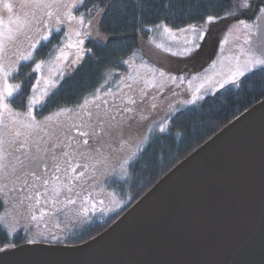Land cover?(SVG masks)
I'll list each match as a JSON object with an SVG mask.
<instances>
[{
	"label": "snow or ice",
	"instance_id": "6c2138e0",
	"mask_svg": "<svg viewBox=\"0 0 264 264\" xmlns=\"http://www.w3.org/2000/svg\"><path fill=\"white\" fill-rule=\"evenodd\" d=\"M80 6L87 8L85 0H22L19 4H14L11 0H0V9H2L8 15L7 25L3 19H0V181L11 180L13 176L17 180L23 177H35L39 179L43 185H48L49 180L44 179L41 175L40 167L45 165L47 167L48 159H51L54 163L55 171L57 173H64V180L67 181L64 184V188L69 193L73 192L75 187L72 184L73 180H80V177L85 176V173L89 167V161L95 160V163L91 164L93 171L98 170V165H103L108 160V156L102 151L106 146L111 148V142L122 140L120 149L124 148V144L132 143L137 135H140L142 140H147L148 133L151 132V128L147 129V132L140 133L139 126H134L127 122L129 119H135L134 117H128L123 123L112 124L111 121L115 120L116 117H110L105 120L95 111L97 100L101 98L94 96L92 101V107H89V103L86 100L83 105L80 106L81 112L77 113V118L80 119V123L73 122L67 126L64 133V138L61 139L58 135L59 130L64 129V125L57 124L53 120V116L46 117L47 124L37 122L35 116L32 115L33 106L40 103L41 97L36 95L37 87H32L33 95L28 98V110L27 116L21 119L22 114L12 109L11 101L14 94H17L21 90L19 83H9V77L18 70V66L21 62H28L34 60V53L41 42L49 41L53 31L60 32V25L67 23L71 28L72 32L76 36H81L80 29L85 24V16L81 13L79 16L73 13V9H78ZM19 9L18 14L13 17V13ZM89 12L91 10L89 9ZM103 12V9L97 10V16ZM227 16L234 17L237 23L233 25L232 31L239 33L236 36V40L242 39V44L239 46V53L233 54L230 62L228 71L222 74V78L216 83L221 88L225 84H233L238 86V80L244 77L247 73L253 72L259 69L264 72V38L253 41L250 39L255 32H259L264 28V0H234L230 5V10ZM244 17H247L244 18ZM226 17L207 15L205 17V23L211 24L220 19ZM93 20L95 17L92 18ZM249 20L252 22L250 23ZM91 20L89 24H91ZM155 28L162 30L163 33L168 34L172 39H175V32L172 28L168 27L167 24H156ZM151 30V29H149ZM181 33L193 34V39L185 40V44L189 45L182 51L184 55H191L192 52L199 49L200 43L196 42L203 41L205 38L206 30L203 25L197 26L195 24H189L186 28L178 29ZM86 34H91L86 33ZM67 35V34H66ZM224 44L228 43V40L223 41ZM83 44V40H78L76 44L69 42L66 46L68 48L78 47ZM157 47L163 48L161 44H157ZM165 51L170 49L165 48ZM62 55L58 56L57 59H67V56L63 55V49L60 50ZM86 51L81 49L77 53V60L82 58V53ZM173 55L177 53L173 52ZM40 61L35 63L33 72L41 70L42 64ZM129 63V61H125ZM215 67V65H213ZM155 72V69H151ZM165 73L160 72V76L163 77ZM128 79H133L128 77ZM180 83H183V77L179 78ZM177 81L176 77L172 78V83L175 84ZM208 82H211V78H208ZM37 85L40 83L37 80ZM49 81L45 80V91L42 96H47V88ZM55 87V84L51 85ZM156 85L152 83V87ZM126 87L129 90H134L132 84H127ZM203 88V84L198 87L191 100L186 103L194 104L201 98L196 93L200 92ZM122 92L123 89H120ZM117 96L119 93L106 92L105 95ZM122 102L127 104H135V99L129 97L127 101H124L123 96H120ZM107 103V101H103ZM153 109L156 105L151 106ZM65 110L54 113L53 115L57 118L63 114ZM125 112H132L131 108H125ZM5 114L8 116L6 122L4 117ZM147 117L141 115L140 120H146ZM95 121L93 123L92 121ZM54 126V127H53ZM167 122L159 125V132L163 133L167 131ZM75 132L76 136L72 133ZM49 138L48 147L44 148L40 143L35 142L37 140L43 141L44 136ZM55 136V140H53ZM80 137L77 139L76 137ZM35 142V150L33 151V144ZM59 149V151H57ZM70 149V151L65 150ZM135 155V153H133ZM21 157H27L29 160L30 167L24 165ZM83 161V162H82ZM129 163L128 159L123 160L121 164V174L126 175L127 169L125 165ZM19 164V167L17 165ZM77 169H81L78 175L73 176L72 173H76ZM103 176V172H101ZM61 177L57 176L56 180H60ZM24 183L28 181L25 179ZM83 184V181H81ZM15 185V181H13ZM8 187L7 183L3 184L0 188V192ZM33 187L35 184L33 183ZM46 194V193H44ZM38 190L26 193L23 197L12 198V211L0 215V227L6 229L9 234L16 232L18 229L23 228L26 231H31L33 228L37 230V235H41L39 229L41 227L48 228L49 224L46 222L45 217L49 215H55L52 209L56 208L58 203L57 199L53 198L45 202V206H41L40 197L44 195ZM60 196V189H54V197ZM76 197H80V192H75ZM91 196V193H89ZM68 204H75L76 200L71 196L65 197ZM84 203H89L87 197L83 198ZM103 204V200L99 201ZM7 203V201H5ZM50 203L51 207L47 205ZM91 208L95 209V204L91 205ZM82 212L87 214L89 209L82 206ZM103 211V209H101ZM55 227L60 228V224L57 223ZM62 230V229H61ZM30 242H36L32 240ZM14 245L9 244L8 247ZM0 251H4V248H0Z\"/></svg>",
	"mask_w": 264,
	"mask_h": 264
},
{
	"label": "water",
	"instance_id": "95a60500",
	"mask_svg": "<svg viewBox=\"0 0 264 264\" xmlns=\"http://www.w3.org/2000/svg\"><path fill=\"white\" fill-rule=\"evenodd\" d=\"M250 38L253 41L264 38V28ZM258 150L264 151V99L183 159L98 236L76 246L26 244L7 249L0 251V264H166L165 258L176 253L179 255H176L171 264H210L211 262L204 260L203 250L199 249L203 239L205 242L212 241L216 250L213 253L214 260L221 262L225 245L231 244L232 239H237L235 230L238 229L237 234L243 236L246 232L252 243L259 241V245L243 258L236 260L237 262L227 264H264V243L254 235L264 226V210L257 215L256 205L264 203V158H257L258 154L254 153ZM259 166L263 167L261 173L257 170ZM255 170L259 173L258 176L255 174L256 179L255 175L251 177L252 174L248 173H255ZM240 172L244 176L232 180V174L238 177ZM199 177L202 179L200 185L208 195L203 200L193 192L191 197L186 196L188 203L194 202L199 207L203 205L202 201L204 203L216 200L214 208L220 207L221 202L226 207H233L231 210L227 208L230 219L234 221L229 222L231 230L234 229V233L231 232L234 237L226 239V236H220L226 232L228 224L224 214L218 218L224 220L225 225L220 226L222 230L218 229L215 237L208 233L199 235L195 230L166 233L163 232L166 227L150 225L160 203L169 202L171 199L178 203L179 197H182V204H185V195L177 191L185 184L190 187L188 190H194V180ZM250 178L253 180L247 181ZM230 180V190L224 193L226 182ZM246 192L248 199H244L242 194ZM199 217L204 222L208 217L214 218L211 212L201 213ZM247 226L250 227L249 231L245 228ZM155 228H159L158 231ZM185 235L190 242L185 245L187 250H182L180 244H183Z\"/></svg>",
	"mask_w": 264,
	"mask_h": 264
},
{
	"label": "trees",
	"instance_id": "16d2710c",
	"mask_svg": "<svg viewBox=\"0 0 264 264\" xmlns=\"http://www.w3.org/2000/svg\"><path fill=\"white\" fill-rule=\"evenodd\" d=\"M232 1L85 0V10L103 9L98 17V28L107 38L86 41L88 52L82 63L59 84L42 111L76 104L99 86L108 73L122 67L124 61L136 52L139 34L146 37L147 28L167 24L178 30L201 23L207 15L222 17L230 10ZM51 43L52 48L60 43V35L54 36ZM263 99L264 72L257 69L242 77L238 86H227L170 115L167 131L148 135L146 145L128 166L126 183L114 185L124 203L121 210L104 225L92 226L89 232L86 229L78 231L74 239L55 245H78L97 236L172 168ZM18 237L10 240L0 227V248L7 250L26 243L19 241ZM9 244L14 246L8 247Z\"/></svg>",
	"mask_w": 264,
	"mask_h": 264
},
{
	"label": "rangeland",
	"instance_id": "374dc122",
	"mask_svg": "<svg viewBox=\"0 0 264 264\" xmlns=\"http://www.w3.org/2000/svg\"><path fill=\"white\" fill-rule=\"evenodd\" d=\"M11 2L14 4H19L22 2V0H11ZM233 2L234 0L232 3ZM18 12L19 9L13 13V17H15ZM73 13L77 16L83 13L85 16V24L80 29L81 36H76L67 23L60 25V32H56L54 30L49 38V41L41 42V44L37 47L36 52L33 54L34 60L21 62V64L18 66V70L13 73L11 77H9V83H19L23 86L21 87L19 93L14 94L10 105L14 111L20 112L22 114L21 119H24L27 116L28 98L33 95L32 87L34 85L37 87L36 95L41 97L40 103L33 106L32 115L35 116L36 121L48 123L45 118L53 116V120L56 123L61 121L63 124L68 123V121H72L69 119H71L73 114L75 115L81 112L80 106L83 105L86 100L90 102L93 101L94 96L101 97V92L108 86L112 85L120 87L123 89V91H130L129 88L126 87L127 84H132V88L135 89H137L139 86L140 89L147 88L149 99L154 101V98L167 90L170 85L180 86V77H183L185 83V80H187V85L185 86V89L183 88V96L181 98L174 99L175 102L173 104L167 103L166 100H162V107L159 116L161 124L167 122L169 116L176 111L184 107L192 106L199 102L203 97L212 95L227 86H234L233 84H225V86L221 88L219 84L216 83V81L222 78V74L228 71L229 62L233 54L239 53V46L242 44V39L239 41L236 40V36H238L239 33L232 31L230 34V30H232L233 25L237 23L236 18L229 17L226 14L222 16L226 17L225 19H220L214 23L206 24L204 20L201 23L196 24L197 26L203 25L207 34L205 35L203 41H199L197 39L196 42L200 43V47L199 49L192 52L191 55H184L182 51L185 47L189 46L185 44V40L193 39V34L191 32L181 33L178 30L173 29L176 38L172 39L168 34L163 33L162 30L156 29L155 26L147 28L146 37H143L141 34H139L137 50L126 60L129 61V63H125L124 61L122 67H119L115 71L108 73L103 82L99 86L93 88L91 92L86 94V96L81 99L82 101L80 100L76 104L69 106H60L47 109V111L44 112L42 111V107L45 105L51 94L57 89L59 84L63 80L69 78L82 63L84 56L88 52L85 47L86 41L91 39L102 41L107 38L98 28L99 16H97V10H91V12H89V10H85L83 6H80L78 9H73ZM93 17H95L94 20L92 19ZM0 19H3L5 25H7L8 15L2 9H0ZM90 20L92 21L91 24H89ZM249 22L251 23L252 21L249 20ZM89 32L91 34H86ZM56 35H60V43L52 48L51 41ZM81 39L83 40V44L79 45L78 47L68 48L66 46L69 42L75 45L76 42ZM225 39L228 40L227 44L223 43ZM157 44H161L164 47H157ZM165 48L170 50L165 51ZM61 49H63V55L67 56L66 60L57 59L58 56L62 55L60 51ZM81 49H85L86 51L82 53V58L77 60L76 63H73V60H76L77 53ZM39 50L41 53H39ZM173 52L177 54L173 55ZM40 61L44 62L42 64L41 70L38 72H33L35 63ZM213 65H215V67H213ZM151 69H155V72L151 71ZM191 71H193L191 74L192 76H187V73L189 74ZM160 72L165 73V75L161 77ZM250 73H247L246 75ZM128 77H132L133 79H128ZM173 77L177 78L175 84L172 83ZM208 78H211V82H208ZM241 78H239L238 82ZM37 80L40 81L38 85L36 83ZM45 80L50 82L47 88L48 95L42 96V93L45 91ZM152 83H154L156 86L152 87ZM52 84H55V87H52ZM201 84H203V88L200 89L199 93H196L197 95H200L201 98L194 104L186 103V101L192 99L195 90L200 87ZM20 101L22 102L21 105ZM15 103L20 105L18 106L19 108L15 105ZM37 109H39V112H36ZM62 110L65 111L58 118L53 115L54 113L61 112ZM39 115H45V117L43 118ZM5 116L6 117L4 119L7 122L8 116L7 114H5ZM157 124L158 123L151 122L148 125L151 128V132L148 133L149 136L152 135V133H157L159 131V124ZM148 135L146 141L141 140L135 147L133 152L135 155L131 153L129 163L125 165V168L127 169L126 175H122L121 169H119L118 173L116 174V179H121L122 181L127 180V166L130 165V163L144 148L148 141ZM119 182L121 183L120 180ZM50 187L51 186L48 187L50 190L45 191L46 194L43 197L44 200H42V203H44L45 206L46 201L50 202V200L53 198L57 199L58 203L56 208L52 209V211L55 212V215H49L51 216L50 222L48 219H46L48 216L45 217L46 222L49 224V228L47 229L45 227H41L39 229L41 235H37V230L34 228L29 231L31 233L29 236H32L33 238H29L27 241L28 243H26L28 245L46 244L53 246L54 243L52 241L68 238L70 235L75 233V229L77 228V221H75L77 218H75V213L72 212L73 210L71 209H73L75 206L79 208H82V206L84 207L82 203L79 204L80 200L82 201L83 198H75V194L72 192L69 193L67 189L64 188V186H55L53 189ZM56 188L60 189L59 197H54V189ZM96 192L97 191H93V193H90L93 195ZM107 194L110 195L111 201L119 203L120 205V201L117 199L118 195L113 189H109ZM67 196H71L73 199H75L76 203L68 204L66 207L65 205L67 201L65 197ZM92 204L95 203L92 202L91 204H86L89 210H93L91 208ZM47 206L51 207L50 203ZM96 207H101V205L95 204V208ZM82 214L85 215L84 213ZM57 223L60 224V228L55 227ZM6 233L11 240L14 235L12 233L9 234L8 231ZM73 237L74 236H71L69 239H74ZM32 240H35L36 242H30Z\"/></svg>",
	"mask_w": 264,
	"mask_h": 264
},
{
	"label": "flooded vegetation",
	"instance_id": "af4514ba",
	"mask_svg": "<svg viewBox=\"0 0 264 264\" xmlns=\"http://www.w3.org/2000/svg\"><path fill=\"white\" fill-rule=\"evenodd\" d=\"M245 18L247 19V17ZM191 74L192 72L189 74L187 73V76H192ZM185 81L186 83L183 82L181 83L180 86L170 85V87L167 90L157 95L154 98V101H151L149 99V93L147 91V88L145 87H144L145 89H140V86H139L137 89L133 88L135 90L121 92L120 87H116L114 85L108 86L101 92L102 93L100 97L101 99L96 101V104L99 105V107H96L95 111L99 113V115L103 117L105 120H108L110 117H116L115 120L111 121L112 124L114 125L117 123H123L128 117H134L135 119H129L127 120V122L130 124H133L134 126H139L140 133H145L147 132V129L149 127L148 125L151 122L158 123L160 125L161 120L159 116H160V111L162 107V100H166L167 103L173 104L175 102L174 99H179L183 96V88L185 89V86L187 85V80ZM21 87L23 86L21 85ZM106 92L119 93V95L117 96H113L111 94L105 95ZM120 96H123L124 101H127V99L131 97L135 99L136 103L135 104L124 103L121 101ZM105 100L107 101V103H103V101ZM91 102L92 101L88 102L90 103L89 107L93 106ZM153 104L156 105L155 109L151 107ZM125 108H131L132 112H125L124 111ZM36 112H39V109H37ZM141 115L146 116L147 119L140 120ZM39 116H42V115H39ZM42 117L44 118L45 115H43ZM37 120H38V117H37ZM69 120H72V121H68V123H71V122L72 123L75 122L77 124L80 123V119L77 118V114L75 115L73 114V116ZM92 122L95 123L94 120ZM68 123L63 124L61 121H58L57 123V124L64 125V129L58 131V135L60 136L61 139L64 138V133L67 129V126L72 124V123L71 124H68ZM72 135L76 136V133L73 132ZM41 136H44V134L41 133ZM76 138L80 139V137L78 136ZM52 139L55 140V136H53ZM48 140L49 138L47 136H44L43 141L37 140L35 142H38L41 144L42 147L47 148L48 143L46 142H48ZM141 140H142L141 136L137 135L136 139L132 143L124 144L123 149H120V144L123 142L122 140L111 142V148H108L106 146L104 149H102V151L108 156V160L105 162V164L98 165L97 166L98 170L93 171L91 164L95 163V160L89 161L88 162L89 167L85 173V176L80 177L79 181L77 180L72 181V184L75 185L74 191L72 192L73 194H75V192H80L81 193L80 197L82 198L87 197L89 199L88 204H91L92 202H94L97 205L98 204L101 205V207H96L94 210H89L87 214L85 215L82 214L83 213L81 211L82 208L75 206L73 209H71L73 210L72 212L75 213V218H77V220H75L77 221V226H76L77 228L75 229V233H73L69 237L71 236L75 237L76 236L75 234L78 231H82L85 229L87 230V232H89L92 226H95L98 228L99 226L104 225L112 216H114L121 210L124 203L121 201L119 194L115 192L118 195L117 199L118 201H120V205L119 203H115L111 201V197L107 193L109 189H113L115 191L114 189L115 184L119 183L121 185L123 183H126L127 180L122 181L121 179H119L121 181L120 183L119 180L116 179L117 178L116 174L118 173L121 164H123V160L130 159L131 153L133 154L135 147ZM35 142L33 144V151L35 150ZM65 150L70 151V149H65ZM57 151H59V149H57ZM21 159L23 160L24 165L26 167H30L29 160L27 157H21ZM53 163L54 162L51 159H48L47 167H45V165L43 164L40 167L41 175L43 176V178L49 180V184L46 186L43 185V183L35 177H23L22 179L17 180L15 176H13L11 180L6 179L4 181H0V188L3 187V184L5 182L8 185V187L4 189L3 192H0V215H4L5 213L13 210L12 209V198L23 197L26 193L30 191V189L33 192L38 190L39 192L44 194L45 191L50 190L48 188L49 186H51L50 187L51 189H53L55 186L56 187L64 186L63 184L67 182L64 180L65 174L57 173L55 171V167L53 166ZM17 167H19V164L17 165ZM80 171L81 169H77L76 173H72V175L76 176L79 174ZM101 172H103V176L101 175ZM57 176L61 177L59 181L56 180ZM25 179L28 181L27 184L24 183ZM13 181H15V185H13ZM81 181H83V184H81ZM33 183L35 184V187H33ZM58 183H61V184H58ZM93 191H97V192L89 196V193L90 192L93 193ZM44 196L45 194L41 195L40 197L41 206H44V203H42V200H44L43 198ZM74 197L79 198V197H76L75 195ZM101 200H103V204L99 202ZM5 201H7V203H5ZM107 202H108V206H107ZM81 203L84 205V207H87L86 204L84 203V200L82 201L80 200L79 204ZM101 209H103V211H101ZM46 219H48V221L50 222L51 216H48V218ZM5 232H7V230ZM12 234L14 236H19L18 240L25 241L26 243H28L27 241L29 240V238L31 239L33 238L32 236H29L31 233L29 231L24 230L23 228L18 229L16 232H13ZM69 237L60 239L58 241L54 240L52 242L54 243V245L62 243V242H66V241H69L68 240Z\"/></svg>",
	"mask_w": 264,
	"mask_h": 264
},
{
	"label": "bare ground",
	"instance_id": "6f19581e",
	"mask_svg": "<svg viewBox=\"0 0 264 264\" xmlns=\"http://www.w3.org/2000/svg\"><path fill=\"white\" fill-rule=\"evenodd\" d=\"M256 153L258 154L257 158H260V159L264 158V151L258 150L254 154H256ZM255 157H256V155H255ZM262 168L263 167L259 166L257 168L258 172L261 173L263 171ZM250 169H252V168H250ZM257 170H255V173L253 171H250L248 173L252 174L251 177H253L255 174L258 176L259 173H257ZM239 174L240 175H238V177L234 176L232 174V176L234 177V178H232V180L233 179L238 180L240 177L244 176V173H242V172H240ZM256 175L254 176V179L257 178ZM200 178L201 177L194 180V188H195L194 190H188L190 187L187 184L183 185V187H181L179 190L176 189V190H178L177 191L178 193H182V195H185L184 202L186 205L182 204V201H183L182 197H179L178 203L174 199H171L169 202H166V203H160V205H159L160 207H157L156 212H154L155 215L151 218L153 220V222H150V225H152L153 227H155V226L156 227H161V226L166 227V230H163V232H166V233L180 232L182 230L194 232V230H195L197 233H199V235H203L204 233H208L209 236L213 237V235H214V237H215V235L217 234L216 231H218V229L222 230L221 227H224V225H225L224 220H221L218 218V216H220L221 214H224L228 224L226 225V232L222 233L220 236L222 237L224 235V236H226V239H229L230 236H231V238L234 237L233 234L231 233V232L234 233V229L231 230L230 225H229L231 222H234V221H232L233 219H230V216L228 214L229 213L228 208H227V207H229L228 205L226 207V205L225 204L223 205V203L221 201H220L221 202L220 203L219 200H217V201L220 203V207H217V208H214V206L216 205L215 204L216 200H212V201L209 200V201L204 202V203L202 201L203 205L199 206V207H196V203H194V202L188 203L187 197L188 198L191 197L193 195V192L196 193L197 197L202 198L203 200L206 198V195H208V194H206L204 187L200 185V183H202V181H201L202 179H200ZM232 180H230L229 182L228 181L226 182V191L223 190L224 193H227L230 190L229 188H230V185L232 183ZM249 180L251 181L253 179L250 178L247 181H249ZM220 190L222 191V189H220ZM242 194L244 196V199L249 198V195L247 192L242 193ZM158 202H159V200L156 202V204H158ZM256 205L258 207V210H257V215H258L259 211L264 210V203H262L261 205L256 203ZM181 209H183V210H181ZM229 209L231 210V209H233V207H229ZM208 212H211L212 215L214 216V218L208 217V218H206L207 221L204 222L205 220L200 219L199 216L201 213L207 214ZM262 217H264V216H262ZM262 220H264V218ZM147 224H148V222H147ZM147 224H146V226H147ZM146 226H143V228H146ZM190 226H194V227L192 228ZM245 228L247 229V231H249L248 228H250V227L247 226ZM158 229L159 228H155L154 230L158 231ZM238 230H235L237 239H232L231 244L225 245V249H224L225 252L222 253L221 262L220 261L217 262V259L214 260L215 256H213V253L216 250H215V246H213V244H212V241L211 242H207V241L205 242L204 239L202 238L203 242H202L201 248H199V249L203 250V253L205 255L204 260L211 262L210 264H214L213 262H217L216 264H227V263H231V262L235 263V262H237L236 260L243 258L245 256V254L252 252L256 248L255 247L256 245L258 247L259 241L252 243V241L249 239L250 235H248L246 232H244L243 236H242V234H237V232H239ZM146 232L147 231H145V233ZM139 233H141L142 235L144 234V232H139ZM153 234H154V232H153ZM254 235L259 237V240L261 241V243H264V226H263V228H260L259 230H257V232ZM183 237L185 238V240L182 241L183 244H180V246L182 247V250H187V247H185V245H187L190 242V240H188L189 238L187 235H185ZM176 255H179V253H176ZM176 255H173L171 257H166L165 258L166 264H171L173 261H175Z\"/></svg>",
	"mask_w": 264,
	"mask_h": 264
}]
</instances>
